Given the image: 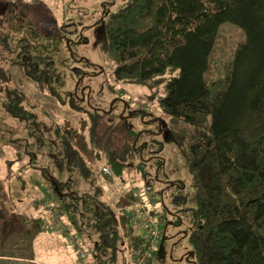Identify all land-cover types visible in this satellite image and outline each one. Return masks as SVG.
Returning a JSON list of instances; mask_svg holds the SVG:
<instances>
[{
  "label": "trees",
  "instance_id": "16d2710c",
  "mask_svg": "<svg viewBox=\"0 0 264 264\" xmlns=\"http://www.w3.org/2000/svg\"><path fill=\"white\" fill-rule=\"evenodd\" d=\"M104 22L105 55L114 66L113 80L151 88L147 98L157 100L163 122L191 164L198 185L191 237L197 263L264 264V0H131ZM231 27L240 37L226 35ZM35 80L53 93L44 76ZM77 119L79 126L68 117L50 127L52 139L47 141L54 171L62 177L68 169L78 179L49 173L44 177L59 200L55 208L64 213L61 224L79 237L77 244L88 247L98 264H119V219L107 201L101 202L94 164L88 165L75 146L80 134L88 135V145L101 146L114 116L85 112ZM115 144L107 158L94 153L96 159L113 168V159L136 149ZM144 149L139 144V171L145 179ZM104 167L102 172L109 174ZM18 173V184L26 187L22 171ZM84 179L91 191L83 186ZM132 190L124 194L136 197ZM133 205L136 212L121 209L120 217L132 253L142 256L155 246L154 223L147 220L151 208L144 212L138 198ZM140 213L148 229L135 230ZM155 217L158 229L168 223L159 214ZM112 223L115 227L107 230Z\"/></svg>",
  "mask_w": 264,
  "mask_h": 264
},
{
  "label": "rangeland",
  "instance_id": "374dc122",
  "mask_svg": "<svg viewBox=\"0 0 264 264\" xmlns=\"http://www.w3.org/2000/svg\"><path fill=\"white\" fill-rule=\"evenodd\" d=\"M130 1L0 0V264H83L82 251L86 264H98L88 247L77 244L79 237L61 224L64 213L55 208L59 200L44 177L49 173L63 180L78 179L68 169L62 177L54 171L47 139H52L50 127L68 117L79 126L77 118L85 112L114 116L101 146L88 145L87 134L78 135L75 146L88 165L94 164L101 202L107 201L119 219L118 231L123 235L116 250L119 264H198L191 240L198 185L191 164L169 124L163 122L157 100L147 98L151 88L115 82L113 63L105 55L104 21ZM239 33L231 27L226 35L236 39ZM42 76L53 93L36 82ZM114 142L136 148L126 150L116 162L113 159V168L120 173L110 163L98 161L107 158ZM139 144L145 145V179L139 171ZM104 166L110 167L109 174L102 172ZM19 171L26 187L20 185ZM83 183L91 191L86 179ZM130 188L136 197L124 194ZM137 198L144 212L151 208L147 217L153 219L154 229L156 214L168 220L158 224L159 238L147 260H141L144 254L132 253L120 217L121 209L137 211L133 205ZM142 222L135 219V230L141 224L148 229ZM112 227L114 223L107 230Z\"/></svg>",
  "mask_w": 264,
  "mask_h": 264
},
{
  "label": "built area",
  "instance_id": "2783aa9c",
  "mask_svg": "<svg viewBox=\"0 0 264 264\" xmlns=\"http://www.w3.org/2000/svg\"><path fill=\"white\" fill-rule=\"evenodd\" d=\"M104 171L106 172V173H110L111 172V169H110V167H104ZM142 218H141V216H137L136 217V223H140V222H142V220H141ZM147 220L148 221H151V219H148V217H147ZM58 222H56V223H54V225L53 226H55L56 224H57ZM143 223V222H142ZM143 224H141L139 227H141ZM156 225H157V223H156ZM154 227H155V225H153V228H152V234L154 235V238L153 239H155V238H158L159 237V229H158V226H157V229L155 228L154 229ZM151 252L152 251H150L149 253H147V254H144L143 255V257H141V260H142V258H144V257H146V260H147V258L150 256V254H151ZM81 257H82V262H83V264H86V253L84 252V251H82L81 252Z\"/></svg>",
  "mask_w": 264,
  "mask_h": 264
}]
</instances>
